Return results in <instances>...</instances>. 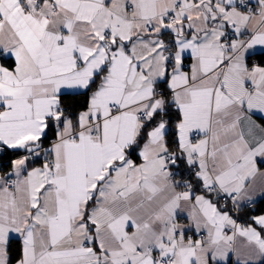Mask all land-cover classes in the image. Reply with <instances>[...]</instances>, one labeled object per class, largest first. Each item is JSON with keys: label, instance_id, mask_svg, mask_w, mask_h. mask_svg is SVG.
Here are the masks:
<instances>
[{"label": "snow or ice", "instance_id": "1", "mask_svg": "<svg viewBox=\"0 0 264 264\" xmlns=\"http://www.w3.org/2000/svg\"><path fill=\"white\" fill-rule=\"evenodd\" d=\"M0 264H264V0H0Z\"/></svg>", "mask_w": 264, "mask_h": 264}, {"label": "trees", "instance_id": "2", "mask_svg": "<svg viewBox=\"0 0 264 264\" xmlns=\"http://www.w3.org/2000/svg\"><path fill=\"white\" fill-rule=\"evenodd\" d=\"M260 209H259V207L257 208V211H259Z\"/></svg>", "mask_w": 264, "mask_h": 264}]
</instances>
